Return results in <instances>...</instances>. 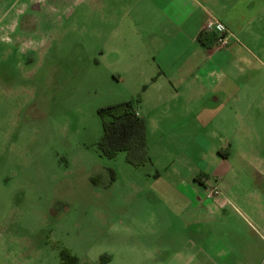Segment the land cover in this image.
Returning a JSON list of instances; mask_svg holds the SVG:
<instances>
[{
  "label": "rangeland",
  "instance_id": "rangeland-1",
  "mask_svg": "<svg viewBox=\"0 0 264 264\" xmlns=\"http://www.w3.org/2000/svg\"><path fill=\"white\" fill-rule=\"evenodd\" d=\"M133 3L0 0V264H61L63 253L74 264H264V163L248 171L236 155L218 167L212 131L170 120L153 143L149 78L123 73L110 49ZM259 32L251 43L264 47ZM124 102L145 119L155 162L101 154L99 110ZM201 166L223 175L196 195L174 171ZM212 187L220 195L206 199Z\"/></svg>",
  "mask_w": 264,
  "mask_h": 264
},
{
  "label": "crops",
  "instance_id": "crops-1",
  "mask_svg": "<svg viewBox=\"0 0 264 264\" xmlns=\"http://www.w3.org/2000/svg\"><path fill=\"white\" fill-rule=\"evenodd\" d=\"M130 9L120 17L121 28L115 33L122 44L110 49L118 54L123 73L134 72L144 82L149 78V127L153 124L160 132L153 143L165 140L159 127L165 128L168 120L172 131L209 130L215 141L210 156L218 167L237 155L243 168L257 170L264 163V62L255 51L264 47L251 42L258 41L264 23V0H135ZM208 13L231 33L227 46L198 40ZM124 19L134 20L139 28H126ZM157 111L167 116L153 122ZM150 158L155 162L153 155ZM213 169L174 172L199 195L198 187L206 186L209 174L223 175ZM258 204L247 205L260 209Z\"/></svg>",
  "mask_w": 264,
  "mask_h": 264
},
{
  "label": "trees",
  "instance_id": "trees-1",
  "mask_svg": "<svg viewBox=\"0 0 264 264\" xmlns=\"http://www.w3.org/2000/svg\"><path fill=\"white\" fill-rule=\"evenodd\" d=\"M215 34L202 32L198 40L207 45V40L216 42ZM103 124V137L98 146L101 154L113 159L117 154L124 152L127 162L133 166H140L150 162L146 121L137 115L132 102L119 103L99 110ZM74 264L77 260L68 254H62L61 264Z\"/></svg>",
  "mask_w": 264,
  "mask_h": 264
},
{
  "label": "built area",
  "instance_id": "built-area-1",
  "mask_svg": "<svg viewBox=\"0 0 264 264\" xmlns=\"http://www.w3.org/2000/svg\"><path fill=\"white\" fill-rule=\"evenodd\" d=\"M204 33L215 34L217 36L216 45L219 47L227 46L231 41V33L227 30L222 21L217 19L213 13H208L204 28ZM220 195V190L217 187L206 189L205 198L212 199Z\"/></svg>",
  "mask_w": 264,
  "mask_h": 264
}]
</instances>
